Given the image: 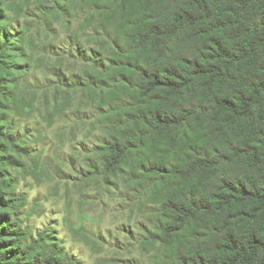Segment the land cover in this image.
Masks as SVG:
<instances>
[{
  "label": "trees",
  "instance_id": "obj_1",
  "mask_svg": "<svg viewBox=\"0 0 264 264\" xmlns=\"http://www.w3.org/2000/svg\"><path fill=\"white\" fill-rule=\"evenodd\" d=\"M54 2L65 24L86 6L87 23H113L100 43L111 50L38 49L28 25L12 27L22 6L0 0V264H74L24 227L25 142L9 115L68 121L78 93L114 121L100 174L130 167L159 203L164 264H264V0ZM51 167L29 163L38 180Z\"/></svg>",
  "mask_w": 264,
  "mask_h": 264
},
{
  "label": "rangeland",
  "instance_id": "obj_2",
  "mask_svg": "<svg viewBox=\"0 0 264 264\" xmlns=\"http://www.w3.org/2000/svg\"><path fill=\"white\" fill-rule=\"evenodd\" d=\"M17 1L23 11L12 27L21 30L22 25H28L38 49H105L100 46L104 35H113V23L107 28L99 25V15L87 23L89 6L78 9L70 24H65L55 15L54 0ZM110 50H103L102 57ZM37 78L47 82L41 72ZM78 101L79 93L73 98L76 113L70 120L56 115L52 126L9 115L14 133L25 142L20 148L21 163H26L21 170L28 172L16 176L17 191L28 199L22 210L24 227L33 237L46 234L45 243L68 253L74 264H164L161 259H167V253L156 242L162 212L148 182L130 167L113 179L100 174L99 148L108 139L114 121L99 123V104ZM44 158H49L51 172L38 180L29 163ZM80 227L99 242L88 243L77 235Z\"/></svg>",
  "mask_w": 264,
  "mask_h": 264
}]
</instances>
